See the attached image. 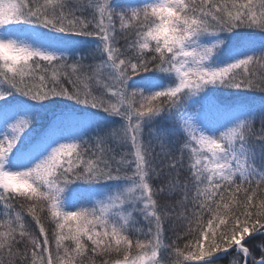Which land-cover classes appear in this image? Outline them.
<instances>
[{
    "label": "snow or ice",
    "instance_id": "snow-or-ice-1",
    "mask_svg": "<svg viewBox=\"0 0 264 264\" xmlns=\"http://www.w3.org/2000/svg\"><path fill=\"white\" fill-rule=\"evenodd\" d=\"M249 93L264 0H0V264H264Z\"/></svg>",
    "mask_w": 264,
    "mask_h": 264
},
{
    "label": "trees",
    "instance_id": "trees-1",
    "mask_svg": "<svg viewBox=\"0 0 264 264\" xmlns=\"http://www.w3.org/2000/svg\"><path fill=\"white\" fill-rule=\"evenodd\" d=\"M247 102L254 105V106H259L262 102L261 100V94L260 93H249L247 94ZM250 97V98H249ZM229 101H231L232 97L227 98Z\"/></svg>",
    "mask_w": 264,
    "mask_h": 264
},
{
    "label": "rangeland",
    "instance_id": "rangeland-1",
    "mask_svg": "<svg viewBox=\"0 0 264 264\" xmlns=\"http://www.w3.org/2000/svg\"><path fill=\"white\" fill-rule=\"evenodd\" d=\"M250 98V97H249ZM233 99H237L236 97H232V99L231 100H233ZM244 99H247V97H244Z\"/></svg>",
    "mask_w": 264,
    "mask_h": 264
}]
</instances>
